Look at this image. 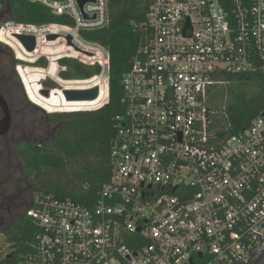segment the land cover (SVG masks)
Returning <instances> with one entry per match:
<instances>
[{"label": "built area", "instance_id": "obj_1", "mask_svg": "<svg viewBox=\"0 0 264 264\" xmlns=\"http://www.w3.org/2000/svg\"><path fill=\"white\" fill-rule=\"evenodd\" d=\"M24 1L74 26L7 22L0 43L22 47L15 37L32 36L37 60L59 43L50 63L98 66L87 81L104 87V106L109 54L80 32L107 26V0ZM8 3L0 0V16ZM145 25L121 78L109 181L91 205L36 193L25 213L33 241L19 264H242L264 253V109L227 135L224 108L210 107L223 75L264 76V0H156Z\"/></svg>", "mask_w": 264, "mask_h": 264}, {"label": "trees", "instance_id": "obj_2", "mask_svg": "<svg viewBox=\"0 0 264 264\" xmlns=\"http://www.w3.org/2000/svg\"><path fill=\"white\" fill-rule=\"evenodd\" d=\"M154 1L107 0V26L80 32L83 41L98 44L109 54V99L104 106L91 111L61 110L64 112L44 114L54 127L49 138L41 142L17 141L12 145L22 163L23 175L35 194L48 192L59 198L69 197L91 205L98 191L109 181L113 167L110 149L114 118L122 112L121 78L129 70L131 60L143 41L147 31L146 16ZM7 22L74 26L69 17L53 15L44 5L24 0H9L7 11L0 16V25ZM6 50L0 44V51L4 53ZM14 63L19 64L18 61ZM58 65L65 69L58 72L62 81H87L100 72L98 66L88 67L74 59H61ZM32 66L44 70L48 62L40 58ZM222 79L225 84L215 91L210 107L217 111L224 108L228 126L224 134L230 135L244 129L264 109V76L223 75ZM41 84L49 90L57 89V85L48 79ZM0 94L8 104L1 88ZM4 240L14 257L5 260L1 258L0 251V264H19V257L27 252L33 241L26 217L14 230L5 234Z\"/></svg>", "mask_w": 264, "mask_h": 264}, {"label": "rangeland", "instance_id": "obj_3", "mask_svg": "<svg viewBox=\"0 0 264 264\" xmlns=\"http://www.w3.org/2000/svg\"><path fill=\"white\" fill-rule=\"evenodd\" d=\"M7 41L9 42L6 44L15 46L16 51L13 50L14 48L0 43L7 48L4 53L0 51V88L5 94L12 113L9 132L3 136L4 138H0V184L2 187L20 188L27 186V184L30 185V183L23 175L21 161L14 156L12 142H41L46 140L54 132V127H51L44 114L56 111L64 112L61 110L98 109L99 105L105 101V89L103 86H97L100 93L94 101L67 102L61 92L63 89H89L96 80L62 81L59 79L60 67L56 66L54 61L51 62L52 65L50 66L49 61L50 57H58V52L63 50L59 43L50 45V51L54 52L49 53L48 56L50 57L45 58L48 67L43 70L32 66L36 62L37 56L34 57L33 54L26 52L13 39ZM16 52L17 54H15ZM14 61H18L19 64H15ZM44 79L51 80L57 85V89L51 90L50 98H45L39 93L41 89H46L41 84ZM216 118L222 124L225 122L222 114L216 115ZM4 239L5 236L0 237L2 254L8 251Z\"/></svg>", "mask_w": 264, "mask_h": 264}, {"label": "water", "instance_id": "obj_4", "mask_svg": "<svg viewBox=\"0 0 264 264\" xmlns=\"http://www.w3.org/2000/svg\"><path fill=\"white\" fill-rule=\"evenodd\" d=\"M84 1L79 0L80 6L83 4ZM15 39L22 45V47L25 49L26 52L32 53L35 49V39L32 36H16ZM56 39V36H48V41H54ZM71 40L72 38L70 36L66 37L67 45L71 46ZM62 95L64 99L67 102H88V101H94L99 96V89L98 87H93L90 89H73V90H67L63 89ZM40 95H42L45 98H50L51 96V90L49 89H41L39 91ZM0 137L6 136L9 132L11 122H12V116L9 109V106L3 96L0 94ZM264 257V253H255L252 258L247 263L242 264H249L250 261H257L260 258ZM13 258V254L10 253L5 257L6 260H10Z\"/></svg>", "mask_w": 264, "mask_h": 264}, {"label": "flooded vegetation", "instance_id": "obj_5", "mask_svg": "<svg viewBox=\"0 0 264 264\" xmlns=\"http://www.w3.org/2000/svg\"><path fill=\"white\" fill-rule=\"evenodd\" d=\"M14 143L15 141L12 142V145ZM13 153L16 156L14 151ZM34 195V189L28 184L20 188L2 187L0 184V237L14 230L19 221L25 217L26 210ZM10 253L13 254L12 251ZM249 264H264V257L257 261H250Z\"/></svg>", "mask_w": 264, "mask_h": 264}]
</instances>
